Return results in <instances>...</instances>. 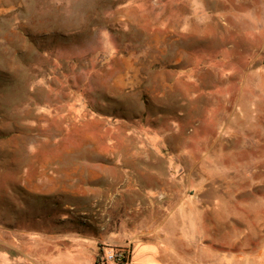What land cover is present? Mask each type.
Instances as JSON below:
<instances>
[{"label": "rangeland", "instance_id": "obj_1", "mask_svg": "<svg viewBox=\"0 0 264 264\" xmlns=\"http://www.w3.org/2000/svg\"><path fill=\"white\" fill-rule=\"evenodd\" d=\"M138 182L192 238L264 201V0H0V264H102Z\"/></svg>", "mask_w": 264, "mask_h": 264}, {"label": "crops", "instance_id": "obj_2", "mask_svg": "<svg viewBox=\"0 0 264 264\" xmlns=\"http://www.w3.org/2000/svg\"><path fill=\"white\" fill-rule=\"evenodd\" d=\"M125 187L106 197L110 207L128 209L120 219L112 215L102 225L103 232L91 237L100 253L104 248H127L128 264H264V201L235 206L238 214L233 217L201 220V231L192 238L168 219L166 212L181 203L188 211L185 199L175 201L173 189L151 190L140 182ZM128 198L131 202H124ZM215 225L219 232L212 234Z\"/></svg>", "mask_w": 264, "mask_h": 264}, {"label": "built area", "instance_id": "obj_3", "mask_svg": "<svg viewBox=\"0 0 264 264\" xmlns=\"http://www.w3.org/2000/svg\"><path fill=\"white\" fill-rule=\"evenodd\" d=\"M129 252L127 248H109L102 253V264H128Z\"/></svg>", "mask_w": 264, "mask_h": 264}, {"label": "trees", "instance_id": "obj_4", "mask_svg": "<svg viewBox=\"0 0 264 264\" xmlns=\"http://www.w3.org/2000/svg\"><path fill=\"white\" fill-rule=\"evenodd\" d=\"M99 259H100V257H99V256H97V258H96V261H95V264H98V262H99Z\"/></svg>", "mask_w": 264, "mask_h": 264}]
</instances>
